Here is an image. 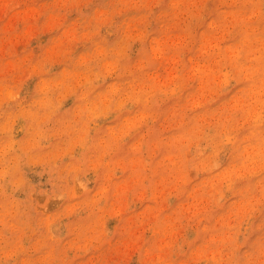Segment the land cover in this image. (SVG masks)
I'll return each mask as SVG.
<instances>
[{
    "label": "rangeland",
    "instance_id": "374dc122",
    "mask_svg": "<svg viewBox=\"0 0 264 264\" xmlns=\"http://www.w3.org/2000/svg\"><path fill=\"white\" fill-rule=\"evenodd\" d=\"M262 261L264 0H0V264Z\"/></svg>",
    "mask_w": 264,
    "mask_h": 264
},
{
    "label": "clouds",
    "instance_id": "9594fccd",
    "mask_svg": "<svg viewBox=\"0 0 264 264\" xmlns=\"http://www.w3.org/2000/svg\"><path fill=\"white\" fill-rule=\"evenodd\" d=\"M46 102H47V101H45V103H46ZM261 264H264V261H262Z\"/></svg>",
    "mask_w": 264,
    "mask_h": 264
}]
</instances>
